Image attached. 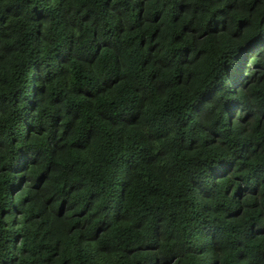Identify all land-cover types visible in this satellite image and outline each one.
<instances>
[{"label":"trees","instance_id":"obj_1","mask_svg":"<svg viewBox=\"0 0 264 264\" xmlns=\"http://www.w3.org/2000/svg\"><path fill=\"white\" fill-rule=\"evenodd\" d=\"M0 264H264V0H0Z\"/></svg>","mask_w":264,"mask_h":264}]
</instances>
